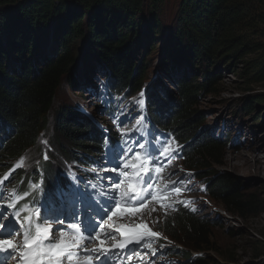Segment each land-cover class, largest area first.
I'll use <instances>...</instances> for the list:
<instances>
[{
	"label": "trees",
	"instance_id": "16d2710c",
	"mask_svg": "<svg viewBox=\"0 0 264 264\" xmlns=\"http://www.w3.org/2000/svg\"><path fill=\"white\" fill-rule=\"evenodd\" d=\"M165 2L0 0V6L11 7L0 17V123L12 130L4 151L0 152V171L20 155L36 147L41 150L38 144L49 133L50 145L63 156L72 151L87 153L97 149L88 121L71 104L55 103L63 84L75 85L80 34L86 32L89 51L93 49L98 55L102 70L114 86L135 93L143 79L142 62H137L141 41L138 30L143 27L153 34L160 29ZM172 16L170 28L164 31L163 26L164 32H170L165 43V64L168 63V70L181 72V76L174 97L166 91V99L161 100L153 86L152 100L166 114L160 115L157 123L187 144L183 166L194 172L196 179L212 175L204 182L212 202L220 204L230 216L254 217L264 204L256 194L241 189V184L228 174L215 172L213 168L221 166L223 144L204 132V119L197 106L203 96L216 93L222 69L237 72L247 89L254 85L264 88V0H179ZM50 31L60 49L56 57L42 59L36 56L38 37L46 41ZM4 39L10 54L20 58L16 70H10L9 54L2 48ZM238 103L251 114L257 106L264 109V93ZM38 153L47 184L54 176L49 173L53 161L42 163ZM29 173L34 177L37 172L32 167ZM156 224L179 248L184 244L195 251L210 248V222L186 210L165 212ZM179 248L168 251L188 260L189 254ZM190 260L189 264H216L203 257Z\"/></svg>",
	"mask_w": 264,
	"mask_h": 264
},
{
	"label": "rangeland",
	"instance_id": "374dc122",
	"mask_svg": "<svg viewBox=\"0 0 264 264\" xmlns=\"http://www.w3.org/2000/svg\"><path fill=\"white\" fill-rule=\"evenodd\" d=\"M178 1L166 0L161 16L162 26L160 29L155 30L153 34L149 31L145 32L146 29L143 27L138 30L141 41L137 49L139 51L138 56H140L137 62H142L141 71L143 72L141 88L143 85H147V89L155 86L157 97H160L161 100L166 99L164 95L166 91L173 97L177 95L176 83L181 76V72L176 69L175 71L168 70L166 68L168 63L165 64L167 60L165 43L170 32L164 31L171 26L170 21L173 18L172 15L175 14ZM10 9L9 5L0 6V17ZM84 32L82 31L78 40V51H82V53L74 70L75 85L71 87L63 84L57 91L55 103L75 104L83 107L87 113H91L94 100L90 99V90L104 77H102L101 61H99L98 55H95L93 49L89 51V46L85 43L86 32ZM39 37L36 56L49 60L56 57L60 48L53 32L48 33L46 41H42V38ZM4 40L2 48L7 50L9 54L7 61L12 64L10 70H16L20 67V58L10 54L6 47L8 45L7 39ZM15 59L18 61H15ZM237 74V72L233 73V71L226 69L220 70V81L216 93L203 96L198 102L197 112L201 113L204 119L202 126L204 132L223 144L221 166L213 168L215 172L228 174L241 184V189L256 194L264 204V190H262L264 185V109L262 105L257 106L254 112L249 114L238 103L239 100L264 93V88L254 85L247 89ZM51 119L52 115L49 114L48 121L50 122ZM96 119L100 120L101 118ZM47 127L51 128L49 125ZM49 135L50 133L46 134L45 139L48 140ZM61 144L60 142L59 145L61 146ZM50 147L52 146L50 145ZM52 148L55 152L53 154L48 151L49 156L61 158L62 154L58 152L57 147L53 146ZM38 151V147H36L28 154L32 164L39 160ZM251 155L256 156L259 160L258 167L253 166L242 173H238L233 171L230 165L228 166L230 157H233V161L240 162L241 158ZM204 175L206 177L199 181L200 184H204L205 180L209 178L206 174ZM192 182H195L197 186H201L195 179ZM55 191H51L50 195L54 196ZM192 191L196 195L193 186ZM199 195L202 199L199 202V212L196 215L199 219L210 222L213 227L210 230V248L195 251L188 248L187 244L179 248L176 242L161 233L165 239L169 240V247L177 246L189 254L190 258L188 260L179 259L180 262L189 264L190 259L203 257L213 260L216 264H264V241L261 238H264V205H262L256 216L240 219L237 216H230L225 213L220 204L212 202L205 194ZM152 212L154 217L151 216ZM155 216V210L140 213V217L150 226L153 225V221H157Z\"/></svg>",
	"mask_w": 264,
	"mask_h": 264
},
{
	"label": "snow or ice",
	"instance_id": "6c2138e0",
	"mask_svg": "<svg viewBox=\"0 0 264 264\" xmlns=\"http://www.w3.org/2000/svg\"><path fill=\"white\" fill-rule=\"evenodd\" d=\"M140 148H143V144H139ZM126 149H122L120 147H117L115 149H112L110 151V156L107 157L108 163L113 165V171H117L121 164L120 161L124 158V152ZM167 151V149H165ZM147 155H154L153 153H148ZM136 159H140L139 154L137 153ZM153 163H157L156 160H153ZM123 167L125 169L131 167L133 169H143V171L140 173L139 178L142 179L143 183L147 188H151L155 177L148 171L147 168L144 167L143 164L136 165L135 163H124ZM156 171H159V168L156 169ZM123 174V173H121ZM106 182H108L110 185L113 183H116V186L119 187V184L117 181L119 180V177L117 176L115 179L112 176H106L104 178ZM183 183V181H181ZM129 188L132 190L133 193H136V186L134 184H129ZM176 193H180L181 189L179 187H176L175 189ZM156 197H153L155 199ZM110 201H114L115 197H110ZM137 203L142 204L143 203V197L138 198L136 200ZM111 208V203H107V205L104 207L105 213H107ZM6 211V209L4 210ZM120 209L117 208L115 212H112V216L116 215L117 212H119ZM19 215L18 213L16 214ZM112 216H108V219H111ZM74 217L79 221L80 217L74 215ZM58 218V217H56ZM45 220L49 218H44ZM102 219V218H101ZM97 227H102L99 222L94 224L93 231L96 230ZM143 227V226H138ZM0 230H3V235L6 237H12L17 232H19V227H17L16 222L14 219H8L4 216L3 211H0ZM57 231H61V229H57ZM121 233L124 232V227L121 226L120 228ZM48 233L49 228L48 227H41L39 224L36 226V236L35 238L31 239L29 241L27 235H25V247L28 249V252L25 254V260L27 264H58V261L61 257L65 255V249L71 247V245L67 244L64 239H61L59 243H55L48 240ZM62 235V232H61ZM89 237L92 235V233H88ZM152 236H156V233H151ZM91 242V241H89ZM101 245H103L104 240L100 241ZM17 247L16 244L13 243L12 239L9 238H0V251L7 252L9 249L15 250ZM99 253L103 255V258L107 260L108 256V250L104 248H100L97 250ZM45 257L47 259H45Z\"/></svg>",
	"mask_w": 264,
	"mask_h": 264
},
{
	"label": "bare ground",
	"instance_id": "6f19581e",
	"mask_svg": "<svg viewBox=\"0 0 264 264\" xmlns=\"http://www.w3.org/2000/svg\"><path fill=\"white\" fill-rule=\"evenodd\" d=\"M254 151H255V149H254ZM258 161L259 160L256 158V156H253V155L246 157V158H244V157L241 158L240 162L233 161V157H230V159L228 160V166L230 165V168H232L233 171L238 172V173H242L243 171L249 169L250 167H253V166L258 167V165H259Z\"/></svg>",
	"mask_w": 264,
	"mask_h": 264
},
{
	"label": "water",
	"instance_id": "95a60500",
	"mask_svg": "<svg viewBox=\"0 0 264 264\" xmlns=\"http://www.w3.org/2000/svg\"><path fill=\"white\" fill-rule=\"evenodd\" d=\"M81 52H82V51H78V54H77V55H78V58L80 57Z\"/></svg>",
	"mask_w": 264,
	"mask_h": 264
}]
</instances>
